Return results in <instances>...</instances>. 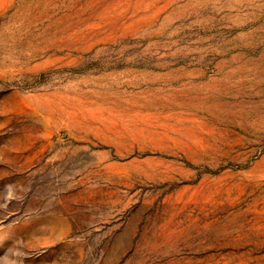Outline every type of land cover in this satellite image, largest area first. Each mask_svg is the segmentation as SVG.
<instances>
[{"label":"rangeland","instance_id":"374dc122","mask_svg":"<svg viewBox=\"0 0 264 264\" xmlns=\"http://www.w3.org/2000/svg\"><path fill=\"white\" fill-rule=\"evenodd\" d=\"M0 264H264V0H0Z\"/></svg>","mask_w":264,"mask_h":264}]
</instances>
